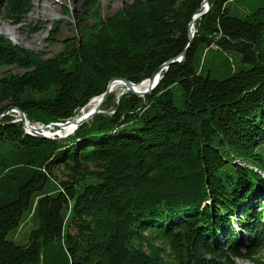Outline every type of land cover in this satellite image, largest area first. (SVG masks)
Wrapping results in <instances>:
<instances>
[{
  "label": "trees",
  "instance_id": "obj_1",
  "mask_svg": "<svg viewBox=\"0 0 264 264\" xmlns=\"http://www.w3.org/2000/svg\"><path fill=\"white\" fill-rule=\"evenodd\" d=\"M76 1L51 58L0 36V116L65 123L111 80L140 84L186 52L150 94L111 92L66 138L0 118V264H264V0H209L188 48L204 0L107 16ZM30 3L0 0V16L19 26Z\"/></svg>",
  "mask_w": 264,
  "mask_h": 264
},
{
  "label": "rangeland",
  "instance_id": "obj_2",
  "mask_svg": "<svg viewBox=\"0 0 264 264\" xmlns=\"http://www.w3.org/2000/svg\"><path fill=\"white\" fill-rule=\"evenodd\" d=\"M98 1L101 4L102 14L107 16L118 10L125 0ZM80 4L81 3L76 0H31L28 9L29 13L25 15L23 23L19 26H11L4 17L0 16V28L5 27L6 29L12 30L13 35L17 37L18 41H12L8 35L1 31L0 36H3L14 45L36 53L40 58H51L55 54L61 52L63 42L72 36L71 26L69 25L72 21L61 16L64 8L67 6L74 18L80 13ZM42 7L45 10H42ZM42 12H46L50 16L46 17V13L42 14ZM56 23H58L56 28L57 35H55L52 28V26ZM3 72L4 70L0 71V77L3 75ZM125 89L126 88H119L112 93L118 96ZM44 131L47 136L51 137H54L53 134L56 133L55 128H51L49 130L44 129ZM31 228H33V224L30 220H28L25 224H23L17 234V238L14 241L17 244H25ZM11 237L12 235L8 236L9 239H11ZM236 262L237 264H251L242 260H237Z\"/></svg>",
  "mask_w": 264,
  "mask_h": 264
},
{
  "label": "water",
  "instance_id": "obj_3",
  "mask_svg": "<svg viewBox=\"0 0 264 264\" xmlns=\"http://www.w3.org/2000/svg\"><path fill=\"white\" fill-rule=\"evenodd\" d=\"M209 0H204L201 4V7L199 8V10L193 15L191 21L189 22L188 25V38H189V44L187 46V48L190 46V42L193 38L194 35V29H193V21H197L200 20L203 15L208 11L209 6H208ZM203 8V10L200 12V9ZM186 50L176 59L171 60L166 62L165 64H163L157 71H155L151 77L149 79H146L143 82H147V88H145L143 91H136L135 90V86H138L140 84H133L125 79H113L111 80L108 85L107 88L105 90V92L98 97V105L96 106V108H94L91 111H88L87 113H85L82 117H79L78 120H74V119H70L71 121L74 122V127L73 129L69 132L66 133L65 135H58L57 133L53 134L54 137L51 136H47L44 132V129L46 128H60L62 126H67L71 121L68 120L65 123H51L49 125H31L29 124V122L26 120L25 115L23 114V112H21L20 110L16 109V108H10L7 111L4 112V115H7L8 113H13L16 115L17 120L22 123L24 131L26 134L28 135H32V136H36V137H41V138H48V139H63L66 138L67 136L73 134V132L79 127L81 126L83 123L89 121L90 119H92L95 115L102 113L101 112V106L103 104V102L106 100L107 96L111 93V90L109 88L110 84L113 82H119L122 83L126 90L122 91L118 96H117V102L119 100V98L124 95V94H132V95H136L139 97H145L146 95L150 94L155 87L157 86V84L159 83L160 80V73L162 70H166L170 64L174 63V62H179L185 55ZM95 99V98H93ZM92 100V99H91ZM0 116V118L2 117Z\"/></svg>",
  "mask_w": 264,
  "mask_h": 264
},
{
  "label": "bare ground",
  "instance_id": "obj_4",
  "mask_svg": "<svg viewBox=\"0 0 264 264\" xmlns=\"http://www.w3.org/2000/svg\"><path fill=\"white\" fill-rule=\"evenodd\" d=\"M47 1V0H45ZM44 8L42 7V10ZM45 10V9H44ZM43 13H46V12H42ZM46 17H49L50 15L48 13L45 14ZM193 24H194V21H193ZM12 29V28H11ZM0 31L3 32L4 34L8 35L9 38L14 41V42H17L18 39L15 35H13V31L12 30H9V29H6L5 27H2L0 28ZM111 92L121 88V89H124L125 86L122 84V83H119V82H113L110 84L109 86ZM145 88H147V82H142L140 85L138 86H135V90L136 91H143ZM126 90V89H125ZM98 105V97H96L95 99H92L88 102V104L83 108L81 109L79 112V114H77L75 117H73L72 119L74 120H78L79 117H82L85 113H87L88 111H91L93 110L94 108H96V106ZM71 121V120H70ZM74 122L71 121L67 126H62L60 128H55L56 129V133L58 135H65L66 133H69L73 127H74ZM47 130L51 129V128H46ZM45 132V131H44Z\"/></svg>",
  "mask_w": 264,
  "mask_h": 264
}]
</instances>
